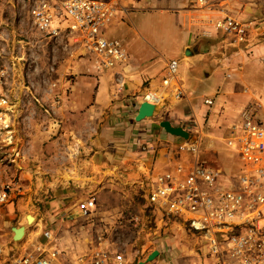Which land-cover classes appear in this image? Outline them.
Returning a JSON list of instances; mask_svg holds the SVG:
<instances>
[{
	"label": "crops",
	"instance_id": "1",
	"mask_svg": "<svg viewBox=\"0 0 264 264\" xmlns=\"http://www.w3.org/2000/svg\"><path fill=\"white\" fill-rule=\"evenodd\" d=\"M261 1L256 3L260 12L256 17L245 19L238 16L244 21L255 20L258 23L252 50L233 44L215 29L216 20L221 19L224 13L232 14L231 8L223 0H220L222 11L217 8L201 9L198 0H169L173 2L171 6L175 3L176 11L187 20L173 34L164 27L166 37L159 41L162 50L158 55L161 59L156 57L148 60L147 57L145 59L142 57L131 61L125 45L127 30H123V37H118V34L117 38L108 35L121 41L128 53V67L121 72L125 89L124 91L119 89L113 74H94L88 70V80L96 82L101 90L105 85L111 89L109 88L107 92L100 90L94 102L91 101L92 92L63 98L64 109H67V112L82 109L81 107L85 110L84 107L90 102V106L93 107L87 112L101 115L100 119H103L107 126L105 132L107 139L95 142L96 147L100 145L101 149L106 148L105 153L97 151L90 157L88 154H81L75 158L77 165L54 172L53 178L57 181L52 183L50 194L52 200L48 206L50 211L48 217L51 219L49 222L53 228L55 241L53 247L56 245L59 249L62 246L63 249L60 250L67 252L68 258L73 261L79 256H92L98 249L94 224L103 222L111 232L105 240L104 250L113 254L120 251V248L119 250L117 248L119 242L116 241L117 229L122 225L120 213L133 207L131 197L135 191L138 192L140 189L143 192L146 190L144 185L155 180L156 174L172 168L174 161L168 157L167 147L184 141L168 134L161 128V123L168 121L172 126L181 127L191 133L194 123L204 127L202 123L204 120L208 121V124L213 125V130L206 128L210 130L211 140L204 142V149L216 155L217 147L223 145L222 140L236 119L235 108L242 104H251L255 100L264 101V11ZM155 6L160 9V13L167 10L166 4L156 3ZM128 14L127 11L125 15ZM205 31L211 32L212 37L205 38L203 35ZM209 50L215 52L213 57L207 53ZM171 61L179 63L177 77L184 93L179 100L175 98L173 87L168 88L164 83ZM208 82L216 89L212 95L214 101L212 107L204 105L203 91ZM150 90L162 98L158 104L161 112L155 118L138 123L136 117L140 105L145 103L139 101V96ZM105 100L107 101L104 102ZM220 125H223V128H220ZM209 142L213 147H210ZM79 145L87 153L88 146L82 141ZM142 145L155 147L156 153H142L140 149ZM225 148L230 150L227 146ZM235 161L237 163L236 159ZM89 197H93L96 204L89 216L94 220L88 228V235L83 232L77 234L83 227H78L76 222L74 224L77 226L74 227L73 222L69 220L73 215L82 214L78 201ZM44 222L40 218L33 227L28 228L26 237L21 240L23 245L19 249H11L7 239L3 238L0 244L6 243L2 245L4 253L24 254L44 245L43 232L44 226L47 225ZM147 231L148 235L143 239V244L141 243L134 252L137 260L135 261L134 256L133 261L136 264L145 263L156 251L159 252L158 261L148 264H164L161 252V245L164 242L169 244L167 250L170 264H186V260H190L192 264H199L200 258H196L199 254L194 250L195 242L192 241V235L183 223L176 224L175 221L157 216L154 217L151 228L145 232ZM70 232L77 236L73 237Z\"/></svg>",
	"mask_w": 264,
	"mask_h": 264
},
{
	"label": "built area",
	"instance_id": "2",
	"mask_svg": "<svg viewBox=\"0 0 264 264\" xmlns=\"http://www.w3.org/2000/svg\"><path fill=\"white\" fill-rule=\"evenodd\" d=\"M118 1L30 0L28 12L38 36L50 42L60 41L69 51V58L79 61L84 75L88 70L113 74L119 89L124 91L121 72L128 67V53L121 41L108 36V27L118 15ZM215 1L198 0V5L201 9L222 11V2ZM261 2L264 11V0ZM214 27L233 44L248 50L254 48L258 27L255 20L244 21L224 13ZM203 35L211 38L213 34L205 31ZM5 36V28L0 26V207L21 191L18 182L6 177L7 169L2 164H11L22 153L18 124L26 88L18 63L6 54ZM178 70L179 63L171 61L164 80L168 88L175 90L177 100L184 95ZM215 91V86L208 82L203 91L205 106L214 105ZM161 100L151 90L139 96V101L152 105ZM235 112L236 119L222 140L236 156L234 172L221 171L200 161L204 142L210 141L211 136L209 129L194 123L190 141L167 147V155L174 161L172 168L148 182L145 199L153 218L161 216L187 226L193 239L206 248L203 258L208 264H264V101L239 105ZM140 149L145 154L156 153L155 147L142 145ZM95 206L93 198H85L79 210L89 217ZM131 223L138 229L151 228L140 217H134ZM94 229L98 249L92 256L70 260L67 252L53 247L54 237L46 231L44 245L24 254L6 255L0 244V264H134L123 254L104 250L111 233L105 223L94 224ZM168 247V242L161 245L164 264L171 263Z\"/></svg>",
	"mask_w": 264,
	"mask_h": 264
},
{
	"label": "rangeland",
	"instance_id": "3",
	"mask_svg": "<svg viewBox=\"0 0 264 264\" xmlns=\"http://www.w3.org/2000/svg\"><path fill=\"white\" fill-rule=\"evenodd\" d=\"M29 1L0 0V26L4 27L6 32V42L3 46L6 54L18 63V71L23 76L22 80L26 86L22 95L19 113L21 118L18 124L22 153L20 158L15 157L11 164L7 161L2 164L7 169L6 177L18 182L21 188L20 193L13 195L8 204L0 207V242L6 238L11 249H19L23 245L13 240L12 229L24 224L27 215L43 219L44 223H47L44 232L49 231L53 235L48 206L52 200L50 196L52 183L57 181L53 178L54 172L64 167H74L77 165L75 158L81 154H88L90 157L97 151L105 153L106 148L101 149L100 145L96 147L95 142L107 139L105 134L107 126L103 119H100L101 115L87 112L93 107L90 106V102L84 107L85 110L83 107L70 112L64 109L65 96L74 97L80 93L92 92L91 101L94 102L101 88L96 82L87 79L88 74H82L79 70V61L69 58V51L60 41L50 42L38 36L31 24ZM223 1L231 8L230 12L240 18H254L260 13L256 6L259 0ZM156 3L166 4L167 10L160 13V9L155 6ZM172 3L169 0H119L118 16L108 27V35L117 38L118 34V37H123V30H127L125 45L131 61L142 57L144 59L147 57L148 60L156 57L161 59L158 55L162 50L159 41L166 37L164 27L173 34L187 20L176 11L175 3L171 6ZM126 11L129 12L128 15H125ZM207 53L213 57L215 52L209 50ZM109 88L110 86L105 85L101 91L107 92ZM202 124L205 128L213 130V125L208 124V121L204 120ZM220 128H223V125H220ZM81 141L88 146L87 153L80 147ZM225 147L226 144H220L216 155L204 149L200 161L221 171L234 172L236 156ZM144 188H147V183ZM135 192L131 197L133 207L120 213L122 228L118 227L117 231L120 232L116 233L118 234L116 241L119 242L117 248L118 250L120 248L116 253L125 255L134 264L137 260L134 252L141 243L143 244V239L148 235V231H145L148 229L135 228L131 220L140 217L147 226H152L154 220L152 210L145 199L146 190L141 192L139 189ZM81 201H78V206ZM92 220L94 219L82 213L73 215L69 221L83 227L77 234L83 232L88 235ZM76 224L73 226H77ZM70 235L77 236L71 232ZM193 240L194 250L199 254L196 256L200 258L199 264H208L201 257L206 253V248L192 237ZM59 248L63 249L62 246ZM192 254L195 255L194 252ZM186 264L192 262L186 260Z\"/></svg>",
	"mask_w": 264,
	"mask_h": 264
},
{
	"label": "water",
	"instance_id": "4",
	"mask_svg": "<svg viewBox=\"0 0 264 264\" xmlns=\"http://www.w3.org/2000/svg\"><path fill=\"white\" fill-rule=\"evenodd\" d=\"M190 51V50H189ZM161 112V108L159 105H152L149 103H141L140 108H139V112H138V116L136 117V122L140 123L143 122L145 120H149L152 118L157 117ZM161 128H163L168 134H170L173 137L176 138H180L184 141H190L192 134L187 132L186 130H184L181 127H174L172 126V124L168 121L166 122H162L161 123ZM33 219H35L33 216L28 215L27 216V221L28 223H30ZM25 226H21L20 229H17V227H14L12 229L13 231V239L14 241H18L20 240V236L22 231L24 230ZM21 242V241H19ZM159 257V252H153L146 260L145 263L142 264H148L151 262H154L155 260H157V258Z\"/></svg>",
	"mask_w": 264,
	"mask_h": 264
},
{
	"label": "bare ground",
	"instance_id": "5",
	"mask_svg": "<svg viewBox=\"0 0 264 264\" xmlns=\"http://www.w3.org/2000/svg\"><path fill=\"white\" fill-rule=\"evenodd\" d=\"M27 216H28V215H27ZM27 216L25 217V223L17 227V229H20L21 226H25V227H24V230H23L22 233H21L20 240H18V241L23 240V239L26 237V235H27V230H28V228L33 227V225H35V224L38 222V220H39V218H38L37 216H35V215H31V216H33L35 219H33L30 223H28V221H27ZM13 236H14V234H13Z\"/></svg>",
	"mask_w": 264,
	"mask_h": 264
},
{
	"label": "trees",
	"instance_id": "6",
	"mask_svg": "<svg viewBox=\"0 0 264 264\" xmlns=\"http://www.w3.org/2000/svg\"><path fill=\"white\" fill-rule=\"evenodd\" d=\"M202 162V161H201Z\"/></svg>",
	"mask_w": 264,
	"mask_h": 264
}]
</instances>
